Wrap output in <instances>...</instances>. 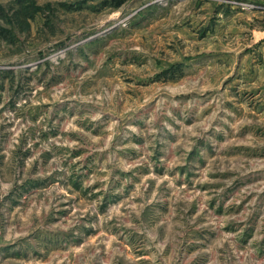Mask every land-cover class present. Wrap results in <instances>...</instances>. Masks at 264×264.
Segmentation results:
<instances>
[{"label":"rangeland","instance_id":"obj_1","mask_svg":"<svg viewBox=\"0 0 264 264\" xmlns=\"http://www.w3.org/2000/svg\"><path fill=\"white\" fill-rule=\"evenodd\" d=\"M241 3L0 0V264H264Z\"/></svg>","mask_w":264,"mask_h":264},{"label":"crops","instance_id":"obj_2","mask_svg":"<svg viewBox=\"0 0 264 264\" xmlns=\"http://www.w3.org/2000/svg\"><path fill=\"white\" fill-rule=\"evenodd\" d=\"M228 1V0H227ZM249 2H257V3H260V2H264V0H242V3H241V5H240V7H241V9H246V10H248L249 8L246 6H244L245 5V3H247V5L249 4V5H252V3H249ZM242 12V11H241ZM263 27V31H264V26H262ZM264 35V34H263Z\"/></svg>","mask_w":264,"mask_h":264}]
</instances>
